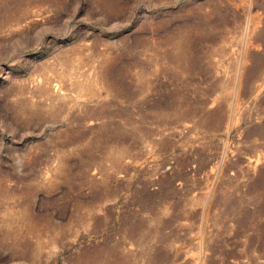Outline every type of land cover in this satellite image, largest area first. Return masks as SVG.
Listing matches in <instances>:
<instances>
[{
  "label": "rangeland",
  "instance_id": "rangeland-1",
  "mask_svg": "<svg viewBox=\"0 0 264 264\" xmlns=\"http://www.w3.org/2000/svg\"><path fill=\"white\" fill-rule=\"evenodd\" d=\"M0 264H264V0H0Z\"/></svg>",
  "mask_w": 264,
  "mask_h": 264
},
{
  "label": "bare ground",
  "instance_id": "bare-ground-1",
  "mask_svg": "<svg viewBox=\"0 0 264 264\" xmlns=\"http://www.w3.org/2000/svg\"><path fill=\"white\" fill-rule=\"evenodd\" d=\"M240 80V79H239ZM240 82V81H239ZM74 84V83H73ZM76 84H77V86L79 87V89H81V83L80 82H78V81H76ZM75 85V84H74ZM241 87V86H240ZM84 90V89H83ZM90 97H94V96H96V93L94 92V91H90ZM94 99V98H93Z\"/></svg>",
  "mask_w": 264,
  "mask_h": 264
}]
</instances>
